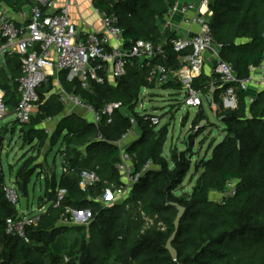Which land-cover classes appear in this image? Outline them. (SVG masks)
I'll return each instance as SVG.
<instances>
[{
  "label": "trees",
  "instance_id": "trees-1",
  "mask_svg": "<svg viewBox=\"0 0 264 264\" xmlns=\"http://www.w3.org/2000/svg\"><path fill=\"white\" fill-rule=\"evenodd\" d=\"M178 1L93 0V4L100 12L116 18L129 45L135 39L156 42L173 36L169 29L161 31L158 23H164V17ZM0 2L19 11L31 0ZM208 7L212 12L210 33L222 45V59L232 65L239 78L248 76L249 66L258 65L264 53V0H208ZM165 54L167 65L174 69L180 66L178 54L169 45L165 46ZM157 61H161L160 57ZM19 63L14 55L7 59L5 67L0 66V87L10 107L18 99ZM147 72L145 64L133 59L125 75L113 83L92 81L88 89L82 88L78 80L66 81L67 72H60L65 90L79 95L95 109L115 101H120L123 108L113 113L110 123L103 119L95 125L71 113L58 120L50 137L43 129L27 132V141L36 140L39 145L47 139L55 145L62 138L59 152L62 166L67 169L59 178L54 171L45 177L39 200L50 204L35 224L25 227L27 240L6 233L7 220L17 221L20 215L6 198L0 169V264H59L63 259L53 245L57 236L68 230L80 232L81 236L75 251L68 252L65 264H264V91L257 93L251 104L246 103L245 92L239 91L235 109L217 108L225 136L212 148L210 156L197 162L195 172H201L191 192L177 195L176 189L190 166L186 153L182 151L178 156L172 152L171 167L163 155L166 128H157L150 122L154 114L144 111L141 116L135 111L142 88L154 87L147 80ZM208 79L202 73L192 85L207 93ZM165 86L180 88L174 83ZM51 88L48 83L38 89L41 100ZM220 92L221 88L215 87L213 98L218 104ZM201 109L194 117L197 125L202 120L208 123ZM62 111L58 95L51 93L40 105L35 124ZM130 116L135 118L140 134L124 149L132 169L143 172L123 199L105 206L96 198L122 184L116 142L133 127ZM35 169L29 168V163L18 169L15 182L23 193ZM82 171L95 172L99 182L82 190ZM228 181L234 182V194L225 192ZM57 189H63L64 196L54 206ZM210 191L224 194L220 200H213ZM177 205L184 207V212L172 241L177 251L173 259L165 245L174 231ZM66 208L89 210L88 225H60L69 220Z\"/></svg>",
  "mask_w": 264,
  "mask_h": 264
},
{
  "label": "built area",
  "instance_id": "built-area-1",
  "mask_svg": "<svg viewBox=\"0 0 264 264\" xmlns=\"http://www.w3.org/2000/svg\"><path fill=\"white\" fill-rule=\"evenodd\" d=\"M72 1L62 0V3L58 4V0H31L28 11H21L17 20L0 12V65L6 57L14 55H17L20 61L21 74L16 79L18 99L13 112L16 121L21 125L28 123L42 104L38 89L53 71L67 72L69 80L77 79L82 88L88 89L92 81L104 83L108 77L113 81L122 77L133 59L147 66L148 82L159 85L178 84L180 89L185 91L183 103L188 107L199 108L202 99L208 96L192 85L203 73L206 63L211 64V75L214 77L208 87L221 88V102L218 104L213 99L210 101L213 108L235 109L239 91L245 92L246 103L251 104L257 93L264 91V53L258 65L249 66L248 76L239 78L232 65L222 59V45L216 43L210 33L209 18L212 12L209 10L208 0H199L198 4L176 2L171 8L170 14L180 15V22L185 26L183 32L169 30L173 33L169 38L156 42L135 39L129 45L125 43L116 18L100 11L101 31H93L83 40L77 39L78 32L69 9ZM165 29L166 25L160 30ZM166 45L178 54V68L167 65ZM159 57L161 61H157ZM59 100L64 104L71 103L90 114L95 125L100 124L103 119L110 123L113 113L123 108L120 101H115L97 110L79 95L65 91L60 92ZM8 110L5 90L0 87V119ZM138 113L144 116V111ZM149 119L154 125L160 121L157 115H152ZM129 120L134 126L135 118L130 116ZM116 144L120 150L121 161L117 169L122 175V184L117 189L105 190L102 196L96 198L105 206L123 199L143 172L132 169L130 156L125 151L122 140ZM66 169V166H62V172ZM79 176V186L82 190L100 180L93 171H82ZM15 187L6 185L5 195L7 200L16 206L18 196ZM225 192L234 194L233 181L227 182ZM63 196L64 190L57 189L54 206L59 205ZM66 213L69 214V220H64L66 223L83 225L90 221V212L87 209L66 208ZM37 219V216L23 215L17 221L7 220L6 233L18 234L27 240L25 227L35 224ZM67 261L68 258L64 257L59 264H65Z\"/></svg>",
  "mask_w": 264,
  "mask_h": 264
},
{
  "label": "rangeland",
  "instance_id": "rangeland-1",
  "mask_svg": "<svg viewBox=\"0 0 264 264\" xmlns=\"http://www.w3.org/2000/svg\"><path fill=\"white\" fill-rule=\"evenodd\" d=\"M52 86L51 92H59V83L56 78L51 77L47 84ZM46 84V85H47ZM184 90L175 88H164L154 86V88H142L135 111H145L155 114L160 119L157 128H166V141L163 147V155L168 164L172 167L171 153L180 155L183 151L189 160L190 166L182 183L177 187L176 194L190 193L201 169L195 172V167L199 159L210 156L212 148L225 136L224 123L218 117L217 108L211 106L209 100H202V112L206 120L200 124L194 122V117L198 112V107H188L183 103ZM47 93V92H46ZM10 107L2 119H0V169L4 174L6 185H15V177L18 169L25 163H29V168L35 169L23 193L17 186L16 193L18 202L15 206L20 216H35L39 214L38 208L43 201L39 200L43 194L45 177H50L54 171L56 177L62 172L61 153L59 152V141L51 145L46 141L43 145L32 144L27 141V132L36 127H43L51 133L52 125L49 119H43L37 125L33 117L30 122L21 125L16 121L15 114ZM79 109V108H78ZM126 112V111H124ZM198 115V114H197ZM131 135L122 140L124 145L130 144L139 137L140 131L134 125ZM45 131V130H44ZM60 140V139H59ZM223 192L210 191L209 196L213 200H220ZM44 204H47L44 202ZM60 225L70 227L72 222L61 221ZM84 224V226H87ZM81 236L80 232L70 231L59 234L55 239L53 250L64 259L68 257V252L75 251V245Z\"/></svg>",
  "mask_w": 264,
  "mask_h": 264
},
{
  "label": "crops",
  "instance_id": "crops-1",
  "mask_svg": "<svg viewBox=\"0 0 264 264\" xmlns=\"http://www.w3.org/2000/svg\"><path fill=\"white\" fill-rule=\"evenodd\" d=\"M178 2L179 3L193 2L195 4H198L199 3V0H179ZM61 3H62V0H58V4H61ZM30 4H31V2H27L23 6V8L21 10H19V11H13L10 8H8L4 3L0 2V12H2L5 15H9V16L15 18V20H17L16 19L17 18V15L21 11H28ZM69 9H70V14H71V18H72L74 27L76 28V30L78 32L77 39L83 40V39L86 38L87 34L93 32V31H97V32H100L101 31V18H100V14L98 12L99 10L94 6L93 0H73L72 3L69 5ZM158 24H159V28L160 29H162L163 26L166 25L167 26V29L169 28V30H171V31H181V32H183V30H185L184 24H182L180 22V15L177 14V13H174V14H170L169 13L168 15H166L164 17V23H160L159 22ZM11 57H6L5 60H4V63L2 65H0V66L5 67V65L7 63V59H9ZM211 70H212L211 69V64L210 63H206V65L204 67V70H203V73L209 78L208 79V84H210L212 81H214V77L211 75ZM60 72H62V71H60ZM60 72L53 71V74L48 76L47 81L40 88H42L43 86H45L51 77H54V78L57 79V81L59 83V88H58L59 89V92L58 93L57 92L55 93L56 95H58V97H59V94H60L61 91H65L67 93H72V92H68V91L65 90V88H64V86L62 84V81L60 79V74H61ZM65 79H66V81H73V80H69L68 79L67 73H66ZM74 80H77V79H74ZM108 81L111 82V83L114 82L111 79V77H108ZM154 86H159V87L167 88V86H165V85H159V84H154ZM168 88H173V87H168ZM214 90H215L214 88L209 87L207 93H205L208 96H207V98L204 97L203 99H206V100H209V101H211L212 99L214 100V98H213V92H214ZM51 93H53V92H51V91L50 92H47L45 94V99ZM45 99L41 100V102L43 103ZM40 105H39V107H40ZM62 105H63V111L59 115H57V116H55L53 118H47V119H49L51 121L50 124L52 125V130H51V133L50 134L48 133V131H46V129H43V127H36L35 129H43V130H45V132L50 137V135L54 132V130L56 128V125H57L58 120L61 119L62 117L68 116L71 113L78 114V115L84 117L87 121L92 122L91 115L88 114V113H86L84 110H82L80 108L78 109V107L72 105L71 103H67V104L62 103ZM39 107H38V109H37V111H36V113L34 114L33 117H36V115L38 114ZM200 107H202V105ZM9 108H10V106H9ZM9 110H8V113L10 112ZM12 111H14V107L12 108ZM40 122H38L37 125ZM132 131H133V128H131L124 135V137L122 139H120V140H124L125 137L128 136L129 134L131 135ZM61 139L62 138H60V140H58L59 141V147H58V149H60L63 146L62 145V142H61ZM47 141H49V139H47ZM35 143L37 144V141L36 140H34L32 144L34 145ZM123 146H126V145L123 144ZM61 166H62V162H61ZM58 178H59V176H58ZM14 186H17V184L15 183ZM45 203H47V204H44V201H43V203L40 204V207L38 208L39 214H37L35 216L39 217L40 214H42V213H44L46 211V209L48 208V206H49L50 203L49 202H45Z\"/></svg>",
  "mask_w": 264,
  "mask_h": 264
},
{
  "label": "water",
  "instance_id": "water-1",
  "mask_svg": "<svg viewBox=\"0 0 264 264\" xmlns=\"http://www.w3.org/2000/svg\"><path fill=\"white\" fill-rule=\"evenodd\" d=\"M0 142H1V137H0ZM177 214H176V217L174 219V231L171 233V235L169 236V238L167 239L166 241V249L169 251L171 257L173 259H176L177 258V251L176 249L172 246V241L177 233V229H178V225H179V221H180V218L182 217L183 215V212H184V207L182 206H179L177 205Z\"/></svg>",
  "mask_w": 264,
  "mask_h": 264
}]
</instances>
